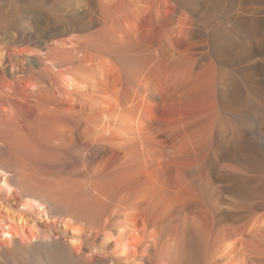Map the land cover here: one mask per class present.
I'll use <instances>...</instances> for the list:
<instances>
[{
	"label": "rangeland",
	"instance_id": "374dc122",
	"mask_svg": "<svg viewBox=\"0 0 264 264\" xmlns=\"http://www.w3.org/2000/svg\"><path fill=\"white\" fill-rule=\"evenodd\" d=\"M263 82L264 0H0V264L263 263Z\"/></svg>",
	"mask_w": 264,
	"mask_h": 264
},
{
	"label": "bare ground",
	"instance_id": "6f19581e",
	"mask_svg": "<svg viewBox=\"0 0 264 264\" xmlns=\"http://www.w3.org/2000/svg\"><path fill=\"white\" fill-rule=\"evenodd\" d=\"M252 22V21H251ZM259 53V52H258ZM259 63V62H258ZM262 75V74H261ZM260 75V76H261ZM256 84H258V83H256ZM260 87V85H257V87ZM263 86H264V82H263ZM262 87V86H261ZM236 88V87H235ZM256 88V87H255ZM228 89V88H227ZM259 89V88H258ZM262 89V88H261ZM260 89V90H261ZM219 90V89H218ZM2 91V90H1ZM230 91V90H229ZM249 91V90H248ZM262 91L264 92V90L262 89ZM261 92V91H260ZM4 93V92H3ZM237 94V93H236ZM258 95V94H257ZM256 95V96H257ZM238 96V95H237ZM250 96V95H249ZM235 97H236V95H235ZM263 97V96H262ZM8 98V97H7ZM238 98V97H237ZM236 98V99H237ZM261 98V97H260ZM250 105V104H249ZM259 105V104H258ZM263 105H264V103H263ZM259 107V106H258ZM263 109V108H262ZM7 110V109H6ZM251 110V109H250ZM260 110V109H259ZM246 111V110H245ZM244 111V112H245ZM254 111V110H253ZM238 113V112H237ZM261 114V113H260ZM254 115H256V113L254 114ZM262 115V114H261ZM262 117V116H261ZM250 119V118H249ZM260 121V120H259ZM230 123H232V122H230ZM262 125V124H261ZM246 128V127H245ZM230 129H231V131H232V133H233V136H232V138H231V140L232 141H234V142H236V143H238L239 141H240V133H239V131H238V128L235 126V125H232V126H230ZM264 129V128H263ZM244 130V129H243ZM246 130H247V128H246ZM248 131V130H247ZM261 131V130H260ZM259 131V132H260ZM222 132V131H221ZM249 132V131H248ZM220 133V132H219ZM231 133V132H230ZM229 134V133H228ZM246 134H247V132H246ZM261 134H264V133H261ZM255 135V134H254ZM257 135V134H256ZM258 135H260V133L258 134ZM228 136V135H227ZM263 136V135H262ZM261 136V137H262ZM242 137V136H241ZM253 138V137H252ZM256 139H258L257 138V136L255 137ZM261 139V138H260ZM263 139V138H262ZM220 140V139H219ZM252 140V139H251ZM247 142V141H246ZM1 143V142H0ZM255 143V142H254ZM227 144V143H226ZM252 144H253V142H252ZM263 143H261L260 145H262ZM228 145V144H227ZM240 145V144H239ZM242 145V144H241ZM263 146V145H262ZM4 147V146H3ZM235 147V146H234ZM237 147V146H236ZM229 148V147H228ZM233 148V147H232ZM225 149V148H224ZM236 149H238V148H236ZM241 149V148H240ZM230 150V149H229ZM234 151V150H233ZM238 151H240V150H238ZM215 152V151H214ZM218 152V151H217ZM235 152H237V151H235ZM241 153V152H240ZM242 155V154H241ZM240 155V156H241ZM239 156V155H238ZM237 156V157H238ZM3 157V156H2ZM242 160V159H241ZM230 162V161H229ZM226 163V162H225ZM4 165V164H3ZM1 163H0V190H3V192H5V193H8V194H10L11 192V190L12 189H16V188H18L17 186L18 185H16L14 182H12L11 180H13L12 179V176H13V174H12V172H11V170L8 168V167H5V166H3ZM222 166V165H221ZM227 166V165H226ZM231 167V166H230ZM220 169V168H219ZM225 169V168H224ZM243 169V168H242ZM246 181V180H245ZM238 182V181H237ZM264 182V181H263ZM255 184V183H254ZM264 184V183H263ZM253 185V184H252ZM257 185V184H256ZM247 186V185H246ZM248 188V187H247ZM259 189V188H258ZM16 191V190H15ZM254 192H252V191H250V193H253V195L252 196H255V198H256V200L257 201H254L253 203H251L250 204V207H249V209H247V210H244L245 208H241L240 207V209L239 208H235V206H231V208H228V209H220V210H218V211H216L215 213H214V219H215V221L216 222H218V223H220V222H223V221H229V220H239V219H241L243 216H244V214L246 215H249L250 213H252V212H255L256 210H262V209H264V190L262 191V192H257L256 191V189L255 190H253ZM10 192V193H9ZM24 195V194H23ZM258 198V199H257ZM27 200H29V201H32V206L34 205V206H36L37 208H41L42 206H43V204H45V203H47L46 202V200L44 199V198H42L41 200H39V199H37L36 197H34L32 194H27ZM234 203V202H233ZM31 204V203H30ZM29 204V205H30ZM227 205V204H226ZM28 206V205H27ZM31 206V207H32ZM248 206V205H247ZM246 208H248V207H246ZM46 209V208H45ZM242 209V210H241ZM9 211V210H8ZM44 212V211H43ZM47 211L45 210V213H44V215L48 218V217H50L47 213H46ZM257 212V211H256ZM263 212V211H262ZM255 216V215H254ZM45 217V218H46ZM10 218V217H9ZM51 218V217H50ZM68 218V217H67ZM22 221H23V219H22V217L20 218ZM53 219V218H52ZM56 219V218H55ZM258 222V224H257V226H259V231H260V236L263 238V240H264V213H260L259 215H257V218H256V222L254 221L253 223L254 224H256ZM230 223V222H229ZM235 223V222H234ZM4 225H6V226H4L5 227V229H3V230H1L2 232H0V233H2V235L5 237V242H6V245H7V247H10L12 244H14V243H16V244H18V245H20V246H26V245H30V244H36V243H41V242H48V243H56L58 240L56 239V238H52V237H49V236H38L34 231H32V230H30L29 231V234H27L28 235V240L29 241H27V242H29V243H25V242H21L20 241V239L18 238L19 236H18V232L19 231H17V228H16V225L14 226V225H12V224H4ZM253 228H255V226L253 227ZM253 228L251 229V231L253 230ZM254 231H255V229H254ZM199 236V235H198ZM3 237V238H4ZM54 237H57V235H55ZM62 239V238H61ZM198 239V237H196V240ZM199 239H200V236H199ZM202 239V238H201ZM195 240V241H196ZM203 240V239H202ZM202 240H200L201 242H202V245H203V243L205 242H203ZM211 240V239H210ZM209 240V241H210ZM262 239H261V241H263ZM63 241V240H62ZM195 241H194V243H191L187 248H186V254H187V256H185V261H186V259L188 260V262H190V264H195L196 263V261H197V256H199L200 254H201V251H203V250H205L206 249V245L205 246H201L200 244H198V245H196L195 244ZM199 241V240H198ZM256 241V240H255ZM4 242V243H5ZM60 242V241H59ZM58 243V242H57ZM56 243V244H57ZM64 242H62V244H63ZM200 243V242H199ZM258 243V242H257ZM61 244V243H60ZM205 244V243H204ZM214 244V243H213ZM3 246H5V244L3 245ZM12 247V246H11ZM14 247V246H13ZM205 247V248H204ZM210 247V246H209ZM62 247H59V250H58V253L59 252H62ZM68 249V248H67ZM264 249V248H263ZM2 250V249H1ZM64 250V249H63ZM210 250V248H208V251ZM206 251V250H205ZM218 250L216 249V252H217ZM263 252H264V250H263ZM123 253H125V251L123 252ZM200 253V254H199ZM239 253V252H238ZM207 254V253H206ZM196 256V257H195ZM206 256V255H205ZM232 260H230V262H228V263H225V264H243V263H241L240 261H238L237 260V250H234V252L232 253ZM236 257V258H235ZM206 258H207V256H206ZM229 258V257H228ZM239 258V257H238ZM199 259V258H198ZM234 259H235V261H234ZM207 260V259H206ZM240 260V259H239ZM219 261V260H218ZM226 262V261H225ZM48 263V262H47ZM200 263V262H199ZM216 264V263H215ZM258 264H264V262L263 263H258Z\"/></svg>",
	"mask_w": 264,
	"mask_h": 264
}]
</instances>
